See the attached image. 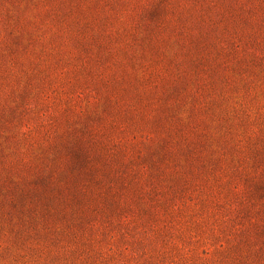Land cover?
I'll list each match as a JSON object with an SVG mask.
<instances>
[{
  "label": "rangeland",
  "instance_id": "374dc122",
  "mask_svg": "<svg viewBox=\"0 0 264 264\" xmlns=\"http://www.w3.org/2000/svg\"><path fill=\"white\" fill-rule=\"evenodd\" d=\"M0 264H264V0H0Z\"/></svg>",
  "mask_w": 264,
  "mask_h": 264
}]
</instances>
